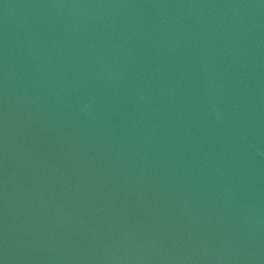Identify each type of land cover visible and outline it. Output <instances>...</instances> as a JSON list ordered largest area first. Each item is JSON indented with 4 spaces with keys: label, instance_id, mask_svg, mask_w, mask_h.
<instances>
[{
    "label": "water",
    "instance_id": "95a60500",
    "mask_svg": "<svg viewBox=\"0 0 264 264\" xmlns=\"http://www.w3.org/2000/svg\"><path fill=\"white\" fill-rule=\"evenodd\" d=\"M0 264H264V97L200 0H0Z\"/></svg>",
    "mask_w": 264,
    "mask_h": 264
}]
</instances>
